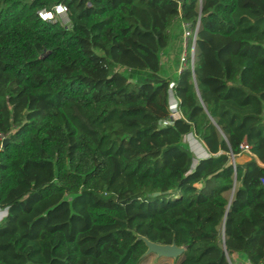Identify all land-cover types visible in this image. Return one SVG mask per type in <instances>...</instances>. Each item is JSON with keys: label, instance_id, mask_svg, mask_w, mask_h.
<instances>
[{"label": "trees", "instance_id": "obj_1", "mask_svg": "<svg viewBox=\"0 0 264 264\" xmlns=\"http://www.w3.org/2000/svg\"><path fill=\"white\" fill-rule=\"evenodd\" d=\"M59 2L67 27L37 14ZM244 141L264 163V0H0V264H143L138 235L177 264H264Z\"/></svg>", "mask_w": 264, "mask_h": 264}, {"label": "built area", "instance_id": "obj_2", "mask_svg": "<svg viewBox=\"0 0 264 264\" xmlns=\"http://www.w3.org/2000/svg\"><path fill=\"white\" fill-rule=\"evenodd\" d=\"M201 1V0H199ZM39 18L47 22H59L61 25L67 27L69 25L68 17V7L66 3L59 2L53 5L50 9H41L37 11ZM183 31H182V50L179 56V65L177 72L187 66L189 63L192 67L195 56L197 53V32L200 28V20L197 18L194 24L189 22H183ZM189 56V60H188ZM174 83L171 82L168 88V108L172 116L178 114V103L179 99L175 96L173 92ZM251 153L250 145L247 142H242L240 144V153ZM207 154H205L206 156ZM260 166L264 169V163H260ZM261 184H264V174L260 177Z\"/></svg>", "mask_w": 264, "mask_h": 264}, {"label": "water", "instance_id": "obj_3", "mask_svg": "<svg viewBox=\"0 0 264 264\" xmlns=\"http://www.w3.org/2000/svg\"><path fill=\"white\" fill-rule=\"evenodd\" d=\"M7 141H8V138H4L2 143H1V146H4ZM233 161H234V158H233ZM154 194H157V192H155ZM5 210L7 211V209H5ZM137 239L143 240L144 243L146 244V247H147L145 252L142 254V257L147 255V254L152 253L158 257H167V258L176 259L179 256H181L185 250L184 246H177L175 243L161 244V243L153 242V241L149 240L148 238H146L145 236H142V235H138ZM218 245H219V247L225 249L224 240L220 241L218 243Z\"/></svg>", "mask_w": 264, "mask_h": 264}, {"label": "rangeland", "instance_id": "obj_4", "mask_svg": "<svg viewBox=\"0 0 264 264\" xmlns=\"http://www.w3.org/2000/svg\"><path fill=\"white\" fill-rule=\"evenodd\" d=\"M184 141L187 142L190 149L193 151L196 159L204 157L205 153L203 148L200 146V141L192 134L184 136ZM4 210L0 209V221L4 217ZM143 264H175V259L167 257H158L155 254H147L142 258Z\"/></svg>", "mask_w": 264, "mask_h": 264}, {"label": "crops", "instance_id": "obj_5", "mask_svg": "<svg viewBox=\"0 0 264 264\" xmlns=\"http://www.w3.org/2000/svg\"><path fill=\"white\" fill-rule=\"evenodd\" d=\"M193 135V134H192ZM194 136V135H193ZM200 146L203 148V152L205 153V154H207V152H206V150H205V148H204V146H203V144L200 142ZM249 156H252V157H254V159L256 160V162L260 165V161H259V159L254 155V154H252V152L251 153H245V152H243V153H239L238 155H237V157H236V161L237 162H239V163H241V162H244L245 160H247L248 158H249ZM205 157V156H204ZM202 158V157H201ZM182 258V256H180V257H178L177 259H175V264H177L178 263V261L180 260Z\"/></svg>", "mask_w": 264, "mask_h": 264}, {"label": "clouds", "instance_id": "obj_6", "mask_svg": "<svg viewBox=\"0 0 264 264\" xmlns=\"http://www.w3.org/2000/svg\"><path fill=\"white\" fill-rule=\"evenodd\" d=\"M5 209H6V208H5ZM5 209H2V210H5ZM5 211H6V210H5ZM4 214L6 215V212H4ZM5 215H4V216H5Z\"/></svg>", "mask_w": 264, "mask_h": 264}, {"label": "bare ground", "instance_id": "obj_7", "mask_svg": "<svg viewBox=\"0 0 264 264\" xmlns=\"http://www.w3.org/2000/svg\"><path fill=\"white\" fill-rule=\"evenodd\" d=\"M5 211V210H4Z\"/></svg>", "mask_w": 264, "mask_h": 264}]
</instances>
